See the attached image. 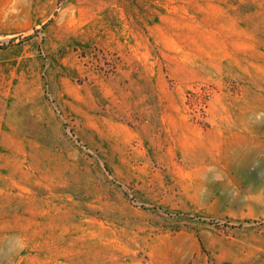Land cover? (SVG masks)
<instances>
[{"label": "rangeland", "instance_id": "1", "mask_svg": "<svg viewBox=\"0 0 264 264\" xmlns=\"http://www.w3.org/2000/svg\"><path fill=\"white\" fill-rule=\"evenodd\" d=\"M0 264H264V0H0Z\"/></svg>", "mask_w": 264, "mask_h": 264}, {"label": "clouds", "instance_id": "2", "mask_svg": "<svg viewBox=\"0 0 264 264\" xmlns=\"http://www.w3.org/2000/svg\"><path fill=\"white\" fill-rule=\"evenodd\" d=\"M25 246V242L22 237H14L9 241V251L15 253Z\"/></svg>", "mask_w": 264, "mask_h": 264}]
</instances>
